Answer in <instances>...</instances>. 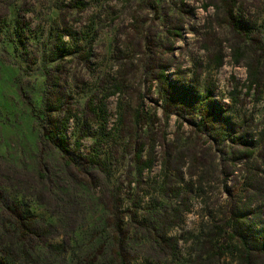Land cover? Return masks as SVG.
Instances as JSON below:
<instances>
[{
    "label": "rangeland",
    "instance_id": "374dc122",
    "mask_svg": "<svg viewBox=\"0 0 264 264\" xmlns=\"http://www.w3.org/2000/svg\"><path fill=\"white\" fill-rule=\"evenodd\" d=\"M253 3L256 6L252 7L253 23L264 32V8L258 1L250 0L249 4ZM77 4H84L86 9L75 10L73 5ZM206 4L205 0L185 3L181 0H0V233L3 232V205L8 201L27 204L39 219L56 225L71 238V246L77 254L98 252L101 246L98 264H111L112 228L107 222L109 213L101 187H105L108 195L119 190L123 210L130 209L142 218L148 210L155 212L157 205L151 194H145L153 193L164 182L158 162L138 184L131 162L136 142L155 147L153 152H172L173 155L201 152L200 161L207 165L205 168L209 167L210 171L217 168V173L232 163L230 160L237 147L227 141L220 142L226 138L221 136L225 135L221 126L212 140L210 134L200 128L199 116L175 114L165 119V101L159 84L152 81L149 66L139 61L153 58L149 65L156 66L159 62L158 66L165 69L169 80L192 85L199 92L211 90L217 102L227 104L230 92L235 93L234 97L239 94L242 99L246 92L247 68L244 64H233L226 48L227 29L217 22L212 24L215 10L206 9ZM21 17L27 26L23 38L15 32ZM175 27L180 28V36L176 35ZM207 31L215 34L211 38L212 50L225 56L220 69L208 66L207 53L201 50L203 43L197 34ZM62 32L71 36L60 41L58 35ZM143 36L147 39L138 47ZM120 59L135 62L123 70L124 94L106 100L108 120L98 125L74 120L70 127L73 144L83 132L87 134L79 148L72 146L76 154H119V168L112 174H98L102 186L89 188L86 185L88 173L67 167L60 151L42 141L32 108L21 95V88L29 92L36 108H42L46 70L58 69L63 78H69L61 84L63 92L72 95L74 109L83 108L97 90L100 97L104 95L101 88L108 80H101L117 70L112 68ZM120 103L130 112L127 125L118 119ZM243 104L231 108L232 123L242 132V137L247 134L251 117L256 125L264 122V89L252 92ZM122 128L125 134L130 131L131 136L122 139ZM98 130L102 132L100 144L110 147L95 146L94 136ZM208 152H212L214 158ZM185 160L186 163L172 164L183 167L182 175L165 182L183 181L182 188L189 191L196 179L187 174L192 163ZM210 174L205 179H209ZM239 182L242 180L234 178L225 186V176H217L211 184L213 194H205L203 198L220 200L222 205H227L233 184L238 188ZM193 194L192 211L186 215L189 227L204 207L196 193ZM159 202V207L167 204V201ZM127 217L126 227L130 226L133 236L137 221L131 225V217ZM178 233V229L173 231L174 235ZM130 242L134 248L138 247L134 239ZM54 245L63 246L62 239L36 248L34 256L38 264H76L72 248L68 255H51L49 251ZM167 264L181 263L170 259Z\"/></svg>",
    "mask_w": 264,
    "mask_h": 264
},
{
    "label": "trees",
    "instance_id": "16d2710c",
    "mask_svg": "<svg viewBox=\"0 0 264 264\" xmlns=\"http://www.w3.org/2000/svg\"><path fill=\"white\" fill-rule=\"evenodd\" d=\"M186 1L181 0V3ZM251 1H258L264 8V0ZM205 2L206 9L212 7L215 10L212 24L217 22L220 27L227 29L229 38L226 40L228 43L226 48L233 64L236 66L244 64L247 68L246 92L242 99L239 94L234 97L235 93L230 92L227 104L217 102L211 90L199 92L192 85L185 86L169 80L165 69L158 66L159 62L156 66L149 65L150 61H154L153 58L139 61L142 65L149 66L152 81L159 84L161 97L165 101V119L168 120L175 114L179 117L183 114L193 118L199 116L200 128L209 133L212 140H215L214 135L221 126L225 130V135L221 136L226 138L219 141L230 142L237 148L234 149L232 159L230 158L232 163L217 173V168L212 171L209 167L205 168L207 165L200 161L201 152H189L186 155L153 152L155 147L148 148L145 143L136 142V152H133L131 162L134 164L132 172H135L138 184L143 181L146 173L152 172L156 163L159 162L161 165L164 182L155 188L153 193L145 194H151V199L156 200L155 212L148 210L149 212H145L140 218L130 209L123 210L122 193L113 190L108 195L100 183L98 174L106 172L112 174L119 168L118 152L106 156L100 152L76 154L72 146L79 148L81 140L87 134L83 132L74 144L70 137V127L74 120L77 122L85 120L96 125L108 120L106 100L111 97L120 98L124 94L123 70L127 69L128 65H133L135 60L117 61L112 68L117 70L106 74L101 80V82L104 79L108 80L106 86L101 88L102 92L105 91L104 95L100 97L97 90L88 98L83 108L78 106L74 109L72 95L63 92L61 84L63 80L68 82L69 78L67 76L63 78L58 69L46 70L47 86L42 108H36L29 92L21 88V95L32 108L42 141L60 151L67 167L81 173L85 170L88 173L86 185L89 188L102 186L104 205L109 213L107 222L112 228L109 244L111 264H139L140 261H143V264H167L170 259L181 264H264V127L259 128L264 126V122L259 124L260 126L256 125L251 117L246 128L247 134L242 137V132H239L237 126L232 123L231 111L233 107L244 105V100L248 99L252 92L264 89V32L255 28L252 7L256 6L254 3L249 4L250 0ZM77 5H73L75 10L82 12L86 9L84 4ZM15 30L19 38L24 37L27 26L23 24L22 17L18 19ZM175 31L176 35L180 36V28L175 27ZM197 35L201 36L203 43L201 50L207 53L208 66L214 65L217 69L223 67L225 56L211 48V38L215 34L207 31ZM65 36L71 35L59 33V40L62 41ZM143 37V40L139 39L138 47L146 41L147 36ZM118 113V119L127 125L130 112L122 103L119 104ZM120 131L122 139L131 136L130 131H127V134L123 128ZM94 137L95 146L110 147L107 146L109 144H100L102 132L100 134L99 130ZM211 153L208 152V155L214 158ZM185 159L192 163L187 174L196 179L190 192L182 188L183 181L165 182L182 175L183 167H174L172 164L186 163ZM209 174L210 178L205 179ZM217 176H225V186L234 178L242 180L238 188L233 184L231 201L227 205H222L220 200L203 198L205 194H213L211 184L216 181ZM132 183L133 180L131 185ZM194 192L204 207L198 219L193 222V226L189 227L186 215L192 211L190 201ZM159 201H167V204L159 207L161 203ZM2 209L0 264H38V259L34 256L36 248L56 239H62L63 246H52L49 251L51 255H68L72 248L76 264H98L101 246L98 252L77 254L71 246L72 239L63 234L56 225L39 219L27 204L8 201ZM127 215L129 217L135 215L130 219L131 225L137 221L135 224L137 231L133 236L130 226L126 227ZM176 229L180 233L174 235L173 231ZM133 239L138 245L137 248L130 242Z\"/></svg>",
    "mask_w": 264,
    "mask_h": 264
}]
</instances>
